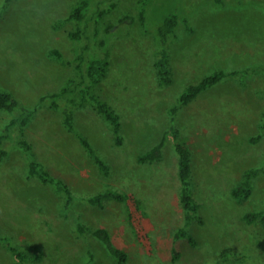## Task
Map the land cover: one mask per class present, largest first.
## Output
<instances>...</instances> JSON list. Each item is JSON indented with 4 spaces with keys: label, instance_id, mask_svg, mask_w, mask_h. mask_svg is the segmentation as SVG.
Masks as SVG:
<instances>
[{
    "label": "rangeland",
    "instance_id": "1",
    "mask_svg": "<svg viewBox=\"0 0 264 264\" xmlns=\"http://www.w3.org/2000/svg\"><path fill=\"white\" fill-rule=\"evenodd\" d=\"M5 1L0 0V84L33 115L23 129L12 128L5 142L9 154L0 164V264H119L94 234L77 231L78 220L108 228L128 254L122 264H264V225L246 219L247 212L264 207V172L254 179L249 198L232 193L247 169L264 166V73L244 83L239 75L224 78L175 116L192 151L193 191L200 203L190 227L195 246L174 239L184 208L173 136H167L162 158L138 159L163 139L170 109L188 85L217 69L264 67V0H149L146 24L143 0H92L81 40L70 36L76 22L59 25L78 0ZM112 1L117 5L99 16ZM182 11L192 30L181 22L171 37L174 81L163 85L155 65L156 28L166 15ZM94 54L110 61L96 90L120 114L123 142H115L112 126L91 106L76 108L75 128L109 164L108 174L65 126L67 96L52 105V94L70 79H86ZM20 114L0 109V131ZM23 138L77 195L115 188L129 199H108L103 206L77 201L65 212L63 195L30 175L19 146ZM11 244L28 255L25 263Z\"/></svg>",
    "mask_w": 264,
    "mask_h": 264
},
{
    "label": "trees",
    "instance_id": "2",
    "mask_svg": "<svg viewBox=\"0 0 264 264\" xmlns=\"http://www.w3.org/2000/svg\"><path fill=\"white\" fill-rule=\"evenodd\" d=\"M9 1L10 0H6L5 4H7ZM148 1L149 0H143L142 6L140 7V17L144 24L147 23L146 5ZM91 2L92 0H78V2L72 8L69 16L64 20L59 21V25H62L67 20H73L76 22V28L70 32V36L73 39L81 40L85 34L83 22L86 19ZM116 5V1H112L108 7L99 10V16H103L104 13L114 8ZM181 22L186 25L187 29L192 30V27L189 24V18L183 11L181 13L174 12L166 15L156 28L159 47L155 65L159 80L163 85H169L174 81V73L171 65L168 43L172 36H176L177 27ZM51 54L55 58H62V53L58 49H53ZM82 57V54H80V58ZM109 66L110 61L107 57L94 54L91 56L88 62L86 79H82L81 81L70 79L67 85L61 91L52 94V97L54 98L52 105L57 107L59 104L58 98L67 96L69 105L64 109V124L68 130L76 132L88 156L94 160L99 170L105 174L109 173V164L98 153L92 141L83 133L76 131L75 110L78 107L84 106H91L95 108L112 126L115 142L117 144H122L123 135L121 116L112 106V104L107 99L102 97L96 90V86L106 75ZM256 73H264V67L248 66L234 70L217 69L212 73L205 75L199 81L188 85L180 93L177 102L170 109L172 114V122L169 130L165 132L163 139L138 156V159L141 162H153L162 158L166 145V138L169 134L173 136L178 155V176L181 184L180 199L184 208V221L182 226L175 232V240L185 238L188 239L192 246L197 244L196 237L192 233L190 227L192 223L199 217L198 212L200 208V203L196 199L193 191L192 151L186 144L185 140L180 136L179 130L175 125V116L180 107L189 104L194 98L217 84L222 79L239 75L243 79L244 83L247 76ZM0 109L10 113L16 111L21 112L20 115L13 118L0 131L1 164L9 154L8 149L5 147V142L9 138L12 128L15 125H18L21 129L27 126L32 118L33 110L24 107L20 99L17 98L11 90L5 88L1 84ZM261 129L262 134H264V121L261 123ZM256 139H258V137ZM19 146L28 158V170L30 175L37 177L43 183L50 184L56 192L63 195V208L67 213L74 209V205L77 201H84L92 206H103L105 201L108 199H114L120 202H126L129 199V195L126 192L115 188H109L105 191H101L90 196L77 195L73 191L71 185L63 177L52 172L44 162L36 158L31 142L23 138L19 141ZM263 172L264 166L247 169L242 180L232 189L233 195L239 200L249 198L253 191L254 179ZM246 219L249 222L260 221L264 225V207L258 210L247 212ZM77 231L80 234H94V236H96L117 259L119 264H122L127 260V252L114 241L108 228L104 226H98L94 228L87 222L78 220ZM10 246L15 257L18 258L20 262L25 263L28 255L20 247H17L13 244ZM179 255L180 253L174 249V259H177Z\"/></svg>",
    "mask_w": 264,
    "mask_h": 264
}]
</instances>
